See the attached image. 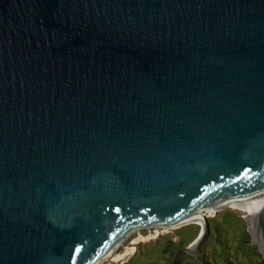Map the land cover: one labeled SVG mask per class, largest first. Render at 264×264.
<instances>
[{"label":"water","instance_id":"obj_1","mask_svg":"<svg viewBox=\"0 0 264 264\" xmlns=\"http://www.w3.org/2000/svg\"><path fill=\"white\" fill-rule=\"evenodd\" d=\"M232 202L264 205V0H0V264L204 217L197 250Z\"/></svg>","mask_w":264,"mask_h":264},{"label":"rangeland","instance_id":"obj_2","mask_svg":"<svg viewBox=\"0 0 264 264\" xmlns=\"http://www.w3.org/2000/svg\"><path fill=\"white\" fill-rule=\"evenodd\" d=\"M235 212L241 217L246 214L231 207L206 214L208 218L212 217L209 221L211 230L197 250L185 251L198 230L200 234L201 226L199 228L196 222L167 229L149 227L147 230L144 227L121 242L113 255L100 264H172V261L173 264L188 261L189 264H256L259 260L256 252L259 250L255 252L252 243L244 242L248 225L245 229L242 219ZM217 213V217L213 218ZM157 229L161 231L156 233ZM130 248L132 250L128 252ZM117 253L123 256L114 261Z\"/></svg>","mask_w":264,"mask_h":264},{"label":"bare ground","instance_id":"obj_3","mask_svg":"<svg viewBox=\"0 0 264 264\" xmlns=\"http://www.w3.org/2000/svg\"><path fill=\"white\" fill-rule=\"evenodd\" d=\"M224 207H231V208H234V209L241 210V211L246 213L245 214L246 216H251V217H256L258 212H260L261 210L264 209V205H261V204H247V203H241V202H232V203H228V204L222 205L220 207L214 208V209H212V210H210L208 212H205V214L209 215L210 213H213L216 210L224 208ZM190 222L204 223V217H203L202 220H190V221L175 222V223H172V224H170V225H168V226H166L164 228L165 229L174 228V227H178L180 225L187 224V223H190ZM160 231L161 230L157 229L155 232L158 233ZM131 250H132V248H130L128 250V252L131 251ZM112 255H113V252H112V254L110 256H112ZM122 256H123V254H118L117 253V254L114 255L113 260L114 261H118ZM101 262H98L97 264H100Z\"/></svg>","mask_w":264,"mask_h":264},{"label":"trees","instance_id":"obj_4","mask_svg":"<svg viewBox=\"0 0 264 264\" xmlns=\"http://www.w3.org/2000/svg\"><path fill=\"white\" fill-rule=\"evenodd\" d=\"M217 215H218V213L215 214V215L213 216V218H216ZM235 215L239 216V217L242 219V221H243V223H244V228L246 229V228H247V223H246L245 219H244L243 217H241V216H240L238 213H236V212H235ZM211 218H212V217L208 218V225H209V231H208V233H209L210 230H211V229H210V222H209ZM196 224H197V223H196ZM197 225H198L199 228H200V225H199V224H197ZM198 232H199V230H198ZM198 232H197V234H196L195 236H193V238L191 239V241H190L189 243H191L192 241H194V240L197 238V236H198ZM250 238H251V235H250L249 231L246 230V237H245V239H244V242H245L246 244L251 243V242H250V241H251ZM252 247H253L254 251L256 252L257 247H256L255 245H252ZM256 253L259 255V260L257 261L256 264H264V260L262 259L261 254H260L259 252H256ZM172 264H173V261H172ZM178 264H189V261H188V262H184V263H180V262H178Z\"/></svg>","mask_w":264,"mask_h":264}]
</instances>
